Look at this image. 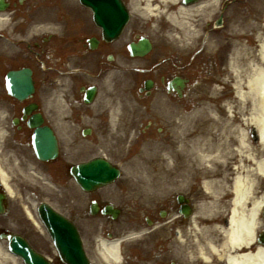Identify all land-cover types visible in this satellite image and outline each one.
Listing matches in <instances>:
<instances>
[{
  "label": "flooded vegetation",
  "instance_id": "af4514ba",
  "mask_svg": "<svg viewBox=\"0 0 264 264\" xmlns=\"http://www.w3.org/2000/svg\"><path fill=\"white\" fill-rule=\"evenodd\" d=\"M7 1V12L1 13L6 18L0 21L1 152L11 157L17 152V157L23 160L25 155L30 162L31 131L26 126L29 116L22 119V110L24 107L35 105L36 110L31 114L39 113L43 125H56L60 151L55 162L58 172L54 174V179L59 186L64 185L66 178L70 176L68 170L70 163L74 162L72 155L87 151V142L93 147L94 125L97 131L103 133L106 126L110 125L111 116L114 123L123 124L121 118L126 114V107L140 105L141 101L144 108H148L149 103L158 107L164 106L163 103L157 105L149 99L158 92L164 93L165 88L161 80L165 82L176 74L186 77L188 82L191 78L196 79L199 73L206 77L211 74L220 76L227 69L231 45L237 42L238 37L237 32L232 31L229 26L226 29L221 26H208L209 30L213 28L210 31L214 35L216 52L213 59L201 56L197 64L183 63L178 59L176 61L174 54L160 58L148 55L144 59H135L129 54L127 45L137 42L144 28L148 27L135 14L137 8L142 7L139 0H117L119 7L128 10L130 18L124 31L113 41L102 37L99 26L93 20L91 9L82 7L77 0H27L22 5L17 4L16 0ZM250 9L251 6H246L244 13H252ZM224 21L222 16V22ZM32 27L48 30L35 37L30 36ZM199 31L202 35L205 34L204 24ZM258 34H264L263 28L259 30L258 26L251 27L249 31L241 32L239 38L246 39L245 42L253 47L257 43ZM94 42L95 47H92ZM25 68L31 70L34 93L31 99L19 102L7 94L5 76L9 72ZM111 72L121 77L119 89H122L125 83L128 84L129 96L136 98V102L124 101L125 90L121 96L115 92L113 84L110 83ZM127 75L130 77L125 80ZM145 79H151L153 82L149 91L143 87ZM187 84L183 94L190 92ZM110 90L113 92L109 93ZM90 92H93L92 100L86 101ZM130 119L135 121L133 117ZM16 162L20 164L19 161ZM82 195H86L84 199H78L75 193L70 195L67 189L65 192V197L70 196L68 217L77 226L82 243L88 248V241L91 245L93 242L94 216L90 211L91 202L96 201L101 208L108 200L100 194ZM226 214L228 215V212ZM102 215L97 213V216L103 217ZM149 215L152 220L156 218L154 213ZM105 216V220L111 219L110 215ZM19 223L18 219L13 218L10 223L8 219L6 225L17 227V232L36 250L47 249L44 238L29 233L31 230L28 225L22 224L23 228L19 229ZM167 232L169 237L152 236L149 241L131 245L129 250L122 249L121 264L203 263L198 260L200 258L196 253H193L190 259L189 256H184V253H175V246L168 243L172 241V229ZM245 249L254 251L256 248L250 246Z\"/></svg>",
  "mask_w": 264,
  "mask_h": 264
},
{
  "label": "bare ground",
  "instance_id": "6f19581e",
  "mask_svg": "<svg viewBox=\"0 0 264 264\" xmlns=\"http://www.w3.org/2000/svg\"><path fill=\"white\" fill-rule=\"evenodd\" d=\"M145 1L147 2L145 9L148 12H154L156 9L151 8L149 0ZM216 1L211 0L213 3ZM162 2L168 1L162 0ZM190 10L191 8L180 7L175 12L169 13L167 19L183 28L185 23L179 21L177 16L186 15ZM5 18L6 16L0 13V21H4ZM235 26L233 25V28ZM248 27L254 26L243 23L240 30L246 32ZM185 32L188 33L189 31L186 30ZM257 39L254 47L245 46L240 51H236L234 62L230 64L233 70L235 99L239 102L240 113L247 114L246 118L240 121L248 129L254 128L256 143L248 135L247 128H241L235 136L236 146L229 150L232 160L225 157L213 168L201 169L200 172L196 171L194 166L188 165L187 162L184 163L186 177L210 176L209 180L202 183V188L209 200L198 205L197 214L189 220L186 231H179L178 233L181 244L189 248L192 247L191 251L198 255L200 258L198 260H202V264H264L263 246L254 251L245 249L252 243L255 233L260 227L258 214L264 205V193L255 195L259 183L264 182V36L258 34ZM227 109L230 114L229 120L232 121L233 109L230 105L227 106ZM233 117L235 119V116ZM186 130L187 127L182 133L188 132L191 135L196 132L193 135L196 136L193 138V143H196L198 139H206L207 131L199 126L196 129ZM170 143L171 139L168 141L167 148ZM168 154L165 157L172 159V168H178L173 160L175 154L173 152ZM206 156L204 152L200 155L202 161L207 159ZM213 157L211 158L213 159ZM195 158L196 161L199 160L196 156ZM234 161L238 164L233 165L232 183L226 187L225 182L229 172L232 171L231 165ZM221 163L224 165L218 168ZM8 180L9 175L0 165V181L12 196L14 193L8 185ZM155 183L156 181L153 182V184ZM163 189L158 187L157 190L162 191ZM221 191H228L232 194V198L226 206L229 215L226 222L222 217L224 216L223 205L219 196ZM29 215L32 216L30 212ZM216 235L220 236V240H216ZM121 241L120 238L108 240L98 238L95 243H97L101 257L109 261V264H113L120 263L119 243ZM175 242L181 245L179 242ZM191 251L189 252V259L191 258ZM0 264H21L17 258L7 252L5 244L2 242H0Z\"/></svg>",
  "mask_w": 264,
  "mask_h": 264
},
{
  "label": "rangeland",
  "instance_id": "374dc122",
  "mask_svg": "<svg viewBox=\"0 0 264 264\" xmlns=\"http://www.w3.org/2000/svg\"><path fill=\"white\" fill-rule=\"evenodd\" d=\"M261 1H262V4L259 0H254V3L257 4V6L259 7L261 6L262 8H264V0H261ZM236 10H238V7ZM157 14L159 16H154L153 20L155 19L159 21V23H162L163 25L167 24V27L169 28V33H168L169 36H172L171 33L174 31L173 29L179 32L178 29L173 28L164 20V15L166 13L163 14V13L157 12ZM257 14L259 15V17L257 16L255 19L259 20L260 16L264 15V9H260ZM142 15L143 17H146L144 14ZM183 16H178V20L182 22L186 20ZM149 32L153 33V36L157 39L156 49H155L156 53L164 52L165 50L167 51L170 50L169 49L170 45L168 44L169 36L168 34L165 33L166 31H163V33H160L159 31H157V28H152V30H149ZM182 32L183 31L181 30V34ZM237 36H238L237 38L240 39L239 38L240 35H237ZM175 41H174L175 53L179 55L178 56L179 58L184 59L182 60L184 63H186L187 61H190V58L188 57L189 55H185L184 54L185 52L182 54L181 48H182L183 41L180 39L179 41L177 40ZM195 46L197 47V45ZM195 46L189 49V53L193 52ZM207 54L208 52H205L204 56H206ZM216 81L217 80L214 78V82ZM202 84L204 83L198 84L196 85V87H194L191 93V97H189L186 100L187 104L184 102H181L183 108H179L180 106H177L176 104H174L172 108L164 109L162 112H160V115H161L160 117H163L161 118V121H157L156 126L153 124V126L148 131H146L145 134L147 136L143 137V139L144 138L148 139V144L145 147V149H147V151L149 152L155 151L159 155H156L155 153L153 155H149L147 151L145 152L143 150L142 151L140 150V152L138 153L139 155L137 154L138 157L136 156L138 159L133 164L139 166L137 169H135L136 171L138 169L141 170V174L143 176H148L150 174L152 177L155 178L156 183L149 186L148 183H150V181H146L145 179H142L143 181L139 180L137 182V185L140 183L142 185H139L138 189L136 190L137 191L136 196L141 197V198L155 197L157 199L153 200L152 202L147 201L144 204L137 203L136 206L135 205L132 207L129 206L127 208L128 211L135 210L136 212H144L141 209L145 208L146 210L150 212H154V215H157L156 213L159 209L161 208L164 209L167 203H171L169 202V200L170 198L172 199V197L176 193L187 192L186 195H189L190 198L193 201H195L194 209H195L196 203H198L199 201L203 202L204 199L205 200L209 199V197H207L206 195L204 196L202 189L198 187V183L196 181L197 179L195 180L194 176H192L190 180H189V177L185 176V170H184V163L186 162L185 159L189 161V157L194 156L193 154L194 152H191L192 146L189 144L188 147H186L185 149V146L182 144L184 143V134H185V133L183 134L182 132L185 131L186 127H191V128H196L198 126L206 127V131H207L206 139L204 141L203 140L200 141L199 150H200V155H202L203 152L207 155L206 156L207 159L202 162L201 161L202 159L199 157V160L201 159L200 160L201 162L200 163L195 162L194 165L196 167H200V168L202 167V169L209 170L211 168L210 167L211 165L218 164L225 157L231 160L233 159L232 157H230L232 155L229 153V150L234 148V146H236L235 136L237 135V132L239 131V129L247 128L246 125H244L243 122L240 121V120L245 119L247 114L240 113L241 108L239 109L238 107L239 102L233 98L230 104L227 102V104L224 103V105H222L221 101L217 102L216 99H214L215 96H217L215 89L210 88L211 89L210 90L209 87L207 86L208 83L206 85L207 87L204 89ZM209 86H212V84ZM203 92L204 94H202ZM197 95H200L202 99L200 100L199 97H196ZM214 101L217 103L214 104ZM173 102L174 100L170 101L169 106H172ZM226 105H230L232 107L233 109L232 115L235 116V119L232 116L234 121L225 119V118L230 117L229 116L230 114L227 111L228 109ZM146 115L147 117L154 116L152 112L147 113ZM205 118H209V119L204 121ZM143 126L141 128H143ZM157 126L163 127L164 129L162 128L161 132L164 131V133L159 134L155 128ZM247 132L249 133L248 128H247ZM182 134H183V137L181 136ZM169 137L175 141L173 146L170 145L171 151L175 154V157L173 158L174 163L176 164V166H178V168H174V169L172 168L173 165L171 167L169 159L168 158L166 159L165 157V154L168 151L166 153L165 151L163 152L159 151V149L161 148L160 145L163 146L164 145L163 142H166L169 139ZM149 138L151 139V141H149L150 140ZM128 143L129 142H126V145H125L126 147L128 146L127 145ZM141 143H142L141 144V148H142L143 142ZM165 148H167L166 145H165ZM114 152L117 153L116 150ZM154 156H156V158H153ZM115 157L119 159V162L122 165L129 166L128 163H126V160H128V157L126 155L125 156L116 155ZM211 157H213V159ZM191 161H192V158H191ZM221 165H224V163H221ZM57 172L58 171L56 170V167L54 165L53 168L50 169V173L56 174ZM17 174H18L17 172H14L11 175L13 176V183H14L13 188L15 192H17V196H18V197L13 198V201H11L13 205L11 211H15L12 217L21 218L22 211L24 210V208H26L25 205L28 208H30L32 206V202L35 200H45L51 203L54 207L57 206V202H56L57 191L55 190L56 188L54 189L53 187H50L47 184H40L39 186L38 180L36 179L34 180V183H31L27 181L26 179L25 181L20 182V180L17 179ZM232 178H233V173L230 174L229 178L225 182L226 187H228L229 184L232 183ZM187 186H188V189L186 188ZM263 186L264 184L262 185V187ZM158 187H161V189L162 188L164 189L162 191H158L157 190ZM25 188L26 189L31 188L33 191H36L34 193H35V196H37V198L26 200L25 198L27 197L25 196L28 195L27 192L30 193V191L29 189H27L26 190L27 192H25ZM259 190H260V187H259ZM261 191L263 192L264 189L261 188ZM70 192H72V189L70 190ZM227 192L228 191L220 192V195L222 197L221 198L222 204L227 203L226 201H224L226 196L230 194L229 192L228 193ZM125 200L126 202L128 201L127 198ZM135 202H136V199H135ZM167 217L168 215L166 216L165 219L162 220L163 223L165 222L164 228H167L168 223H169ZM135 218H138V217L136 216ZM178 222L179 221H177L175 225H177ZM138 223H141V221L132 220L131 214H128L127 216V213L125 211V213L122 216H120L117 219V221H114V222L109 221V225H106L104 223L103 224L108 226V230L112 231L115 235H122V233L127 232V230H132L133 228L136 229V225ZM179 228L180 227L177 226L175 229H179ZM126 244L128 245H126V247L124 248L129 250V247L131 245H135V242H126ZM88 248L91 250L90 242L88 243ZM90 253L93 259L95 260L96 259L95 257L97 256L96 252L91 251ZM99 261L100 259L98 260L97 264H102L100 263L101 261L100 262Z\"/></svg>",
  "mask_w": 264,
  "mask_h": 264
},
{
  "label": "water",
  "instance_id": "95a60500",
  "mask_svg": "<svg viewBox=\"0 0 264 264\" xmlns=\"http://www.w3.org/2000/svg\"><path fill=\"white\" fill-rule=\"evenodd\" d=\"M86 3V2H85ZM47 134V139L51 141L50 132L48 130H38L36 131V141H35V149L38 155H40L43 151L46 150L47 156H49V153L52 151V148H43L39 143V135L40 134ZM106 164L98 161H94L92 163L81 165V168L79 170H76L74 173L76 176H78V181L83 187H88L87 185L90 184H96V182H105L100 176V173L105 171L106 177H110L112 173L114 172L112 170H107L104 168ZM111 178V177H110ZM107 181V180H106ZM39 212L41 213V216L44 220V222L47 223L48 229L51 232V235L55 236V221L56 215L46 206H41L39 208ZM263 241H264V235H263ZM13 244V252L19 256H21L27 263L29 264H46L42 260L38 259L37 256H35L31 250L27 247L25 242L21 241L20 239L13 238L12 241ZM66 253V252H65Z\"/></svg>",
  "mask_w": 264,
  "mask_h": 264
}]
</instances>
